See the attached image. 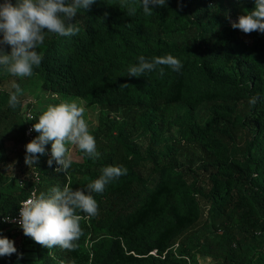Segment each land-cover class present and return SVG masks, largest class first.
Segmentation results:
<instances>
[{"label": "trees", "instance_id": "1", "mask_svg": "<svg viewBox=\"0 0 264 264\" xmlns=\"http://www.w3.org/2000/svg\"><path fill=\"white\" fill-rule=\"evenodd\" d=\"M129 3L137 8L133 17L126 15ZM254 5L255 0H166L145 15L140 0H95L74 18L78 34L46 33L37 48L42 63L30 76L43 90L130 115L115 136L107 124L111 143L104 155L72 162L65 175L55 171V161L47 163L51 142L37 164H25L26 126L37 120L23 118L20 105L11 107L10 94L0 92V236L14 241L13 227L1 218L18 214L33 191L47 194L66 183L73 190L85 188L109 165L126 168L127 174L103 193H92L98 214L81 220L76 250L56 246L49 255L18 229L17 253L0 257V264H16L24 249L39 264H188L194 238L183 234L204 217L215 219L225 233L223 242L206 252L214 264H264V249L247 245L235 251L228 226L238 221L264 236V33L243 35L231 26ZM168 54L181 61L179 72L162 66L163 77L158 70L128 76L138 57ZM253 96L259 97L255 105L249 103ZM180 107L186 108V143L202 151L194 162L165 153L143 157L131 148L136 121L152 122L155 140L164 116ZM9 142L18 153L7 152ZM13 156L27 169L21 186L9 176Z\"/></svg>", "mask_w": 264, "mask_h": 264}, {"label": "clouds", "instance_id": "2", "mask_svg": "<svg viewBox=\"0 0 264 264\" xmlns=\"http://www.w3.org/2000/svg\"><path fill=\"white\" fill-rule=\"evenodd\" d=\"M93 3L95 0H3L0 3V66L15 77L32 76L34 66L39 67L42 63L43 57L37 48L44 42L46 33L64 37L78 34L80 29L73 20L78 11L89 10ZM165 5L166 0H140L145 15H151L153 7ZM136 13L135 5L129 3L126 15L133 17ZM231 26L245 34L264 33V0H255L254 9H245L244 14ZM5 45L10 46V52L5 51ZM162 66L179 72L182 63L171 54L152 57L150 60L140 56L137 64L128 66L127 72L129 77L139 78L146 72L158 70L163 77L165 70ZM12 87L15 92L10 94L8 103L15 108L22 89L16 83ZM121 87H127V83ZM258 99L253 96L249 103L255 105ZM84 112L85 108L76 102H61L49 105L38 119L29 116L30 120H37L29 132L34 130L39 135L25 145V164L29 167L37 164L39 156L46 154L45 146L49 142L51 157L47 163L51 167L55 161L59 165L55 169L58 173L67 175L72 165L68 145L78 146L92 159L99 158L96 141L89 132ZM126 174V168L109 165L102 169L99 178L88 183L85 188L73 190L70 183H66L63 187H52L47 194L41 192L37 195L33 191L28 199L20 202V219L16 222L26 236L49 249V255L56 246L74 251L79 246L75 242L83 235L81 220L98 214V204L92 193H103L107 184ZM10 221V217H5L4 222ZM16 253L14 241L0 236V257Z\"/></svg>", "mask_w": 264, "mask_h": 264}, {"label": "rangeland", "instance_id": "3", "mask_svg": "<svg viewBox=\"0 0 264 264\" xmlns=\"http://www.w3.org/2000/svg\"><path fill=\"white\" fill-rule=\"evenodd\" d=\"M255 7V5H254ZM235 21V20H234ZM243 35L245 34L241 31ZM19 84L22 89L21 94L18 95L20 112L23 118L27 114L41 115L49 105H57L61 102H76L78 105L85 108L84 119L88 124L90 134H92L96 141V149L99 152V157L105 154L108 150V146L111 143L108 130V123H111L113 128V136L116 135V129L128 119L130 112L123 110L99 108V107H88L86 104L76 98L62 95H53L41 88V83L36 78L31 77H15L8 73L5 68L0 70V92H6L11 94L15 92L12 84ZM186 108H173L164 116L159 129V136L153 140V124L152 122L141 120L136 121L135 127L131 131L129 137V144L132 149L139 151L143 157H152L153 153H157L159 156L165 153L169 156H181L180 161L194 162L198 156L202 155V151L194 148L186 143V123L187 115ZM204 118V115H201ZM39 133L35 132V137ZM8 153H18V146H14L12 142L6 144ZM69 154L72 157V162L81 163L87 155L84 151H81L78 146L68 145ZM8 169L11 183L16 186L20 182H23L27 175V169L25 165L17 162L15 156ZM206 216V215H205ZM209 218V217H207ZM196 224L189 228L184 234L194 238V243L191 244L192 257L188 261V264H214L206 252L216 248L222 238L225 237L223 230H219L218 222L213 220H206ZM230 232L235 238L236 245L234 249L236 252L240 248H245L247 245L255 251H262L264 249V236L255 232L242 223L235 221L228 223ZM13 235L14 243L20 245V230L16 228L9 229ZM195 238H198L195 239ZM22 254V256H20ZM21 259L16 261V264H39L36 261L35 255L32 252L24 251L19 253Z\"/></svg>", "mask_w": 264, "mask_h": 264}, {"label": "built area", "instance_id": "4", "mask_svg": "<svg viewBox=\"0 0 264 264\" xmlns=\"http://www.w3.org/2000/svg\"><path fill=\"white\" fill-rule=\"evenodd\" d=\"M0 38H2V37H0ZM1 67V66H0ZM29 116H31V114H28V117ZM32 124H28L27 126H26V130H25V136H26V138H27V140H28V142H30L31 140H33L34 138H35V131L33 130V131H31V132H29V129H31L32 128ZM22 183L23 182H20V186L22 185ZM31 194H32V192H31ZM31 194H30V196H31ZM29 196V197H30ZM28 197V198H29ZM27 198V199H28ZM11 218V221L10 222H4L5 221V217H2L1 218V222L2 223H5V224H8L10 227H13V228H17V229H22L21 227H20V225L16 222V221H18L19 219H20V210H19V212H18V214H16L15 216H13V217H10Z\"/></svg>", "mask_w": 264, "mask_h": 264}]
</instances>
